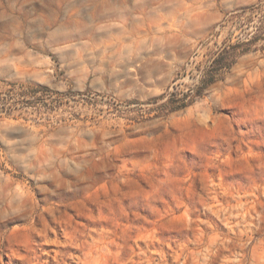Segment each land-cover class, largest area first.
I'll list each match as a JSON object with an SVG mask.
<instances>
[{
    "label": "rangeland",
    "instance_id": "obj_1",
    "mask_svg": "<svg viewBox=\"0 0 264 264\" xmlns=\"http://www.w3.org/2000/svg\"><path fill=\"white\" fill-rule=\"evenodd\" d=\"M0 264H264V0H0Z\"/></svg>",
    "mask_w": 264,
    "mask_h": 264
},
{
    "label": "trees",
    "instance_id": "obj_2",
    "mask_svg": "<svg viewBox=\"0 0 264 264\" xmlns=\"http://www.w3.org/2000/svg\"><path fill=\"white\" fill-rule=\"evenodd\" d=\"M218 61L219 60H215V65L218 63ZM233 65V62H230V63H226L225 64V66H226V68L227 69H229L231 66ZM214 78H215V75H211V73H209V77H208V80L206 81V83L203 81L202 82V86H209V84H211L212 83V81L214 80ZM158 99H160V98H158ZM158 99H156L155 101H153L152 103H155V102H157V100ZM186 98H182V99H180L179 100V102H180V105L179 106H177V107H173V103H174V101H172V99H170L167 103H165L164 105H162L163 107H166V106H170L168 109H167V113L169 112H175V111H177L179 108H184L185 106H186V104L184 103V100H185Z\"/></svg>",
    "mask_w": 264,
    "mask_h": 264
}]
</instances>
